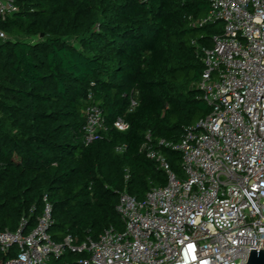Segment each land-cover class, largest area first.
I'll return each instance as SVG.
<instances>
[{"label":"trees","instance_id":"trees-1","mask_svg":"<svg viewBox=\"0 0 264 264\" xmlns=\"http://www.w3.org/2000/svg\"><path fill=\"white\" fill-rule=\"evenodd\" d=\"M0 20V232L30 233L46 198L59 243L122 232L119 193L144 200L166 176L140 152L150 136L177 142L210 113L194 88L222 25L201 28L208 0H15ZM43 34L44 37L40 38ZM137 93V108L128 112ZM91 97V101L88 98ZM98 106L104 128L84 145L83 109ZM128 126L119 131L115 122ZM123 147V152L117 149ZM175 175L181 157L162 149ZM128 179L125 180V175ZM15 251L0 254V264ZM66 252L48 264H77Z\"/></svg>","mask_w":264,"mask_h":264},{"label":"built area","instance_id":"built-area-1","mask_svg":"<svg viewBox=\"0 0 264 264\" xmlns=\"http://www.w3.org/2000/svg\"><path fill=\"white\" fill-rule=\"evenodd\" d=\"M208 3V13L190 25H222L211 47L200 50L203 70L194 84L210 113L177 142L151 145L147 135L140 148L165 174L166 185L150 187L142 201L120 192L116 211L124 230L106 229L81 243L69 235L52 240V209L44 198L30 233L22 234L24 223L0 232V254L15 251L3 264H48L66 252L86 255L77 264H247L251 250H264V0ZM17 12L15 0H0V20ZM9 41L0 30V42ZM137 106L135 93L128 112ZM82 116L88 146L104 128L103 116L90 102ZM114 126L128 128L122 119ZM162 149L180 154L181 178Z\"/></svg>","mask_w":264,"mask_h":264},{"label":"water","instance_id":"water-1","mask_svg":"<svg viewBox=\"0 0 264 264\" xmlns=\"http://www.w3.org/2000/svg\"><path fill=\"white\" fill-rule=\"evenodd\" d=\"M44 35L41 34L40 38H43ZM247 264H264V250L256 252V250H251Z\"/></svg>","mask_w":264,"mask_h":264}]
</instances>
